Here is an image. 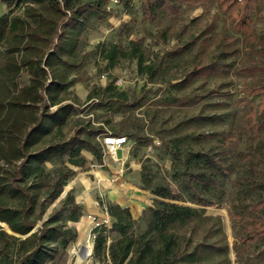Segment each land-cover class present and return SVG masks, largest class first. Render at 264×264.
I'll list each match as a JSON object with an SVG mask.
<instances>
[{
  "label": "trees",
  "instance_id": "obj_1",
  "mask_svg": "<svg viewBox=\"0 0 264 264\" xmlns=\"http://www.w3.org/2000/svg\"><path fill=\"white\" fill-rule=\"evenodd\" d=\"M1 1L7 12L0 17V75L16 80L22 71H26L30 81L21 88L14 83L12 87L6 86V92L0 98V162L3 164L0 165V223L13 232L8 233L0 225V264H44L51 257L54 246L66 248L75 242L78 232L68 222L78 221L81 215V207L69 191L42 223L47 210L75 176L70 167H60L51 180L46 165L61 156H68L74 165H85V159L81 157L83 150L90 151L101 163L104 153L96 136L117 135L105 127L88 124L76 128L68 139L52 140L40 148L47 136L62 133L73 107L70 103L62 104L57 93L78 79L67 81L58 73L62 67L72 69L77 66L74 56L80 36L87 28L118 13L112 7L113 0ZM184 1L190 0H158L154 3L146 0L144 14L155 20L164 12L177 13ZM259 1L264 0H220V4L232 18L233 29L249 32ZM20 9H23L22 13L18 12ZM213 27L214 24L210 26ZM196 39L192 37L182 44L179 37L170 56L188 52ZM21 50L31 52L19 60L16 54ZM228 54L231 53L223 51L213 63L197 64L177 86L189 85L195 79L218 72L225 73L228 70L223 59ZM103 58L110 67L127 58L138 60L141 73L151 68L144 65V50L135 41H130L126 49L111 44L105 49ZM249 70L261 71L264 67ZM55 84L57 88H52ZM114 90L110 85L94 88L90 100L103 105L105 99H116L121 104L135 107L142 105L145 99L142 94L129 100L125 93ZM246 95L258 97V103L251 104L246 117L249 152L236 154L240 143L236 137H225L212 149L189 150L184 157L178 148L174 149L182 167L175 176L180 191L176 193L166 179L154 181L143 175L142 187L157 197L153 206L140 217L147 220L146 229L136 233L138 219L134 218L130 208L108 204L113 226L111 230H99L94 248L96 258L109 256L112 264H212L213 253L229 250L227 243L217 245L199 237L201 231L213 230L209 223L214 218L205 215L204 209L178 202L189 201L201 207L221 206L227 194L224 183L231 180L237 165L246 166L247 170L239 173L235 180L241 197L230 218L242 242L253 244L264 239V83L248 87ZM39 105L41 109L39 113L36 110L38 115L29 128L25 122L20 126L16 117L8 120L3 116L6 111L17 115L28 106ZM21 132H24L22 137ZM112 232L119 233L120 238L108 246ZM223 237H226L224 233ZM15 257L16 261L13 260ZM226 260L222 259L220 264H226Z\"/></svg>",
  "mask_w": 264,
  "mask_h": 264
},
{
  "label": "rangeland",
  "instance_id": "obj_2",
  "mask_svg": "<svg viewBox=\"0 0 264 264\" xmlns=\"http://www.w3.org/2000/svg\"><path fill=\"white\" fill-rule=\"evenodd\" d=\"M150 1L154 3L158 0ZM145 2L126 0L112 4L118 14L102 23L94 22L80 36L74 56L77 66L72 69L62 67L58 73L67 81L78 79L57 93L62 104L70 103L73 107L69 110L62 133L47 136L46 141L39 146L45 147L52 140H66L76 128L88 124L105 127L114 134H124L128 138L131 153L141 162L142 175L154 181L166 179L178 193L180 188L175 176L177 171H182V167L174 149L178 148L184 157L189 150L212 149L223 138L236 137L240 140L236 154L249 152L246 117L251 104L258 103V97H248L246 93L248 87L264 83V70H249L264 67V1L258 3L249 32L233 29L232 18L224 12L220 0L184 1L179 12H164L155 20H150L144 14ZM18 12L22 13L23 9ZM213 24L214 27L210 28ZM179 37L182 44L192 37H197V41L188 52L170 56ZM130 41L137 42L143 48L144 65L151 67L143 73L136 59L122 58L114 67H110L103 58L105 49L111 44H119L126 49ZM223 51L231 53L223 59L228 71L195 79L189 85L177 86L197 64L213 63ZM29 52L21 50L16 57L23 60ZM29 81L26 71H22L16 80L0 75V98L7 87H12V83L21 88ZM109 85L114 91L125 93L129 100L142 94L145 99L142 105L135 107L121 104L116 99H105L103 105L90 100L94 88ZM53 87L57 88V85ZM40 109V105L28 106L20 114L6 111L3 116L8 120L16 117L20 126L25 122L29 128ZM100 139V135L96 136L97 141L100 142ZM86 152L83 150L81 153L85 159L82 167L74 165L68 156L49 162L46 165L51 176L49 178H55L60 167H77L75 176L64 190L68 186V189L74 187L79 173L93 169L92 162L95 161L89 163L83 155ZM0 165H3L2 162ZM246 170V166L235 167L231 180L224 183L227 194L219 207H201L189 201L178 202L195 209H204L205 215L214 218L209 223L213 230L201 231L199 237L217 245L227 243L229 250L213 253L212 264H220L224 258L227 259L226 264H264V239L253 244L242 242L230 218L241 197L235 180L239 173H245ZM71 191L74 194L75 190ZM0 225L7 230L5 225ZM68 225L71 226L69 222ZM146 227L147 220L142 217L136 221L135 232L142 233ZM7 232L13 234L11 230ZM76 242L77 239L66 248L54 246L51 257L44 264H84L85 259L78 254L80 248L74 252ZM13 260L16 261V257Z\"/></svg>",
  "mask_w": 264,
  "mask_h": 264
},
{
  "label": "crops",
  "instance_id": "obj_3",
  "mask_svg": "<svg viewBox=\"0 0 264 264\" xmlns=\"http://www.w3.org/2000/svg\"><path fill=\"white\" fill-rule=\"evenodd\" d=\"M6 12L7 7L0 0V17ZM83 155L89 163L95 161L92 162L93 169L79 173L75 178L73 189H68V186L65 190L67 193L75 190L72 194L81 207L79 220L69 221V224L78 232L75 248L80 247L78 254L86 260L89 249L85 243L94 228L90 216H108V204H116L130 208L134 218L139 219L148 208L153 206L157 197L150 190L142 187V165L139 158L131 153V146L128 143L118 151L115 158L103 155L101 163L96 161L90 151ZM73 170L76 171L77 167ZM119 238V233H110L108 246ZM102 260L104 264H112L109 256Z\"/></svg>",
  "mask_w": 264,
  "mask_h": 264
},
{
  "label": "built area",
  "instance_id": "obj_4",
  "mask_svg": "<svg viewBox=\"0 0 264 264\" xmlns=\"http://www.w3.org/2000/svg\"><path fill=\"white\" fill-rule=\"evenodd\" d=\"M114 3H118L119 0H113ZM100 142L103 147L104 155H108L115 158L118 151L121 150L128 142V138L124 135H113L111 133L101 136ZM92 222L94 223V228L87 239L85 246L89 249V256L85 260L84 264H104L103 261L94 256V248L96 245V240L99 234V230L112 229V221L108 216L98 217L90 216ZM80 247L74 249V252Z\"/></svg>",
  "mask_w": 264,
  "mask_h": 264
},
{
  "label": "water",
  "instance_id": "obj_5",
  "mask_svg": "<svg viewBox=\"0 0 264 264\" xmlns=\"http://www.w3.org/2000/svg\"><path fill=\"white\" fill-rule=\"evenodd\" d=\"M67 194V190H64L63 191V193H62V195H61V197L51 206V208L49 209V211L47 212V214H46V216L44 217V219H43V221H42V223L44 222V221H46V219H47V216L51 213V211H52V208L65 196ZM41 223V224H42ZM35 230L36 229H34L31 233H33V232H35ZM30 233V234H31ZM29 234V235H30ZM29 235H27V236H29ZM27 236H25V237H27Z\"/></svg>",
  "mask_w": 264,
  "mask_h": 264
}]
</instances>
